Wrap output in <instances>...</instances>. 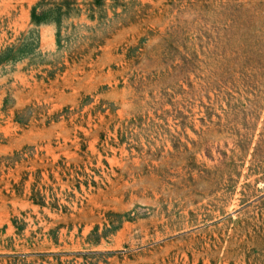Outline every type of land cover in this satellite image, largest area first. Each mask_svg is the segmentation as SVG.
I'll list each match as a JSON object with an SVG mask.
<instances>
[{"label": "rangeland", "instance_id": "1", "mask_svg": "<svg viewBox=\"0 0 264 264\" xmlns=\"http://www.w3.org/2000/svg\"><path fill=\"white\" fill-rule=\"evenodd\" d=\"M42 1L0 0V264H264V0Z\"/></svg>", "mask_w": 264, "mask_h": 264}, {"label": "trees", "instance_id": "2", "mask_svg": "<svg viewBox=\"0 0 264 264\" xmlns=\"http://www.w3.org/2000/svg\"><path fill=\"white\" fill-rule=\"evenodd\" d=\"M105 0H95L94 3H92V8L101 6L102 2ZM77 1L76 0H61V2H56L53 0H43L39 3V7L48 6L46 11V14L50 15V13H57L61 15L62 12L64 13H70L73 8L75 7ZM38 7H34L32 11V20L36 23H41L45 18L46 14L44 12L38 13L37 11Z\"/></svg>", "mask_w": 264, "mask_h": 264}]
</instances>
